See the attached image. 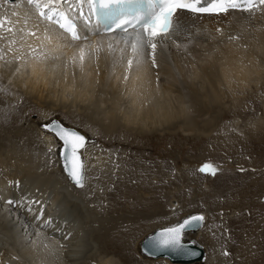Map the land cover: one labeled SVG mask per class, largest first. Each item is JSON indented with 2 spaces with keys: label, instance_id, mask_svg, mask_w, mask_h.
I'll return each instance as SVG.
<instances>
[{
  "label": "bare ground",
  "instance_id": "6f19581e",
  "mask_svg": "<svg viewBox=\"0 0 264 264\" xmlns=\"http://www.w3.org/2000/svg\"><path fill=\"white\" fill-rule=\"evenodd\" d=\"M206 2L210 3L211 1L206 0ZM202 3H205V0H202ZM69 4H71L73 7V4L75 5V0H67L66 3H60L58 4V6L55 5V7L59 11H65L66 9H68ZM84 10L87 14L88 13L87 6L84 7ZM72 12L73 11H68V13H72ZM228 12L229 13L226 14L227 18L228 17L234 18L235 16H238V15H241V17L237 19L227 29V27L223 24L222 20L213 22L216 18L215 16L220 17L219 14L199 15V14H193L188 11L179 10L177 13L178 18H181V16L185 15L190 18V21H188L189 24L186 23L187 21L186 22L184 21L182 25L184 26V28L182 27L183 32L180 33L181 36L179 35L178 36L179 38H175L176 37L175 35L173 36V39L174 40L175 39L184 40L186 37H189V38L191 37L193 39L192 41H194V45L192 44L193 46L191 47V49L189 47L188 48H189L190 54L192 55V58H188L186 56L184 57L180 56V58H178V56L175 57L172 51L175 49V48L173 49V47H170L171 49H169L168 48L169 46H168L166 47L167 49L164 48L163 50H161V47L163 46V45L161 46V44H163L162 43L163 41H162L158 43L157 45V49H156L157 53L155 54V58L157 59L156 61H159V63L163 61L164 64L158 63L157 67H153L150 65L151 61L148 62V60L145 58V55H141L139 59H137L134 56V54L131 51V48L129 47L127 43V40L129 38L127 34H120V32L118 31L113 32V33H105L101 28H95L94 26H89V27L83 28L84 30L82 28H79L78 30V32H80L82 36L89 37L88 41H84V40L72 41L71 38L67 37L68 34L64 33L62 29H59V28L57 29L51 23L39 18L37 14V10L33 6L27 5L26 3L21 2V0H14L13 3L7 4V5H3L2 3H0V17H7L13 24H16L17 28L23 27L24 19H28L27 29H33V25H37V24L39 25V29H40V31L37 32V36H39L40 39L29 38L27 42L18 41L19 45L17 47L11 46L13 49L12 51H8V45L6 41L2 43L4 51L0 55H4L5 59L4 61L1 60L0 62L1 92L3 93L4 91H7V87L5 86L2 87V85L5 82V78L10 77L13 74L14 75L13 80L18 86V87L15 86L12 81L10 82V85L12 86L11 88L14 90L13 93H17V91H19V87H21L32 98L35 97L37 99H44L46 98L45 96L49 97L51 93L55 94L54 92L56 90L57 91L61 90V92L63 90V93H65L64 91L68 90L69 94L73 96L74 100H78L82 102L84 101L89 102L92 98L90 97L91 94L95 91L94 89L97 87L96 84L106 86L112 83L113 85V83H115L114 82L115 80L117 79L120 80L121 76L117 78L116 74H113V72H116V73H119V72L114 71L115 67H114V70H113V67H111L112 65L111 63L115 61H112L110 63V61H108L107 54L104 51L105 46H106L105 44L109 42H113L109 39V37H115V40L117 42H113V44L115 43L119 45L121 48L123 47L122 49L125 48L126 51H128L129 55L132 56L133 64L131 68H128V67L127 68L124 67V68L130 69L129 82H131L133 86L134 95L132 98L127 97V99L129 98V100H127L126 102L127 106L125 107V109H122L120 107V109H122L121 112L119 111L121 115H118V114L116 115L115 113H117L118 111L115 112V110H117L116 107L118 105L119 99H121V96H119L118 98L117 94H114L116 90L115 92H113V90L112 91L104 90L103 92H101V96H99V99L102 97L104 99V102H106V104L108 101V106L106 108H103L104 106L103 103L98 102L102 104L101 105L102 107L98 106L99 104H97L95 108L93 107L94 113L97 112V116H98L97 122H100L101 123L100 125L106 128V130H109L108 132H110V130H113L116 124H120L124 126V128L126 127L125 129L127 130H131L132 127L130 125L135 124L134 126L133 125L132 126L135 128H138L136 129L137 132H140V134H144L145 130H142L141 128L146 122L145 120H148V122L151 121L153 123L156 122L158 126L166 127L167 130H168V127L170 126L174 127L175 125H177V126L182 127V129L184 130L187 129L188 131H190L191 128L195 129L198 127V124L196 123V120L194 119L196 117H190L191 114L187 115L186 110L188 109H186V105L181 104V101L183 99L185 100L188 99L189 107H192V110L197 113L196 116H200L201 114L204 113V111H207L206 113L210 112L209 110L210 109L213 110V107L217 106V104H220L222 99L227 95V92L222 89V86H220L221 83H223L222 81L225 80V83L223 84L228 85L229 87L232 85L235 87L236 85H240L239 83H242L243 81L245 82V80L247 79L246 77H249L252 73H254L253 69H250L249 68L250 66H247L246 64L249 65L250 63L248 62L252 58H254L255 53L257 54V52L261 51V47L262 48L264 47V29H260V28L251 29L249 32L247 31V26H246V29H245V26L243 27L240 26L241 23L244 21L243 17L246 18V16L250 15V13L244 12L243 14H241V12L237 10L236 11L232 10ZM13 13H17V15H13ZM87 17L89 18L88 15ZM195 17H201L207 21H212V22H209V24L204 25V21H202L200 23H197V25L195 26V29L189 30L191 28L192 23L196 24L195 22H193V20L194 21L196 20L194 19ZM254 17L264 18V13L259 12L258 14H256L255 12ZM173 19L175 23L176 17H174ZM256 20L257 19H255L253 24L257 22ZM17 21H20V23L17 24L16 23ZM244 24H247V23H244ZM238 25L241 28L245 29V30L240 29L244 33L235 28ZM10 26L12 25L11 24L6 25V27H10ZM206 27H207V30H206ZM224 27H226L225 30H227L225 33L223 32V33L218 34L216 32L217 28H222L223 30ZM234 28L237 30V32L235 30L234 34L237 33L236 36H238L239 39L230 40L228 42H225L227 40V38L225 37L228 36L227 34L230 35V33H233L230 31H232ZM45 29H47V32H45ZM97 31L101 34L100 36L95 34ZM131 34H133V36L135 37V33L133 32V29L131 30ZM0 35L5 36L9 39L11 38L8 33L3 34L2 31H0ZM45 35H48L52 38L51 42L44 39ZM96 42H99L102 48V51L98 53H93L91 55V58H89L88 55H86L85 60L82 64L79 61H77V63L75 64L71 62L70 57L74 53H78V49L81 45L85 43H91L93 44V46H95ZM240 44L241 46L243 45V47L239 46ZM21 45L23 46L21 47ZM29 45H31V47H29ZM196 45L198 46V48L195 47ZM244 45H245V48H244ZM114 46L115 48L117 47L116 45ZM119 46H118V49H119ZM119 50L118 51L116 50L117 51L116 56L118 55V52H121ZM114 51L113 53H111V55L109 54L111 56L109 57V59L114 57ZM167 53H170V54H167ZM120 54H126V52L120 53ZM165 55H169L170 57L173 55L171 57V60L172 62L174 61L173 64L175 66V69L178 75L182 74L183 70H186L185 74L187 75L188 68L192 71V73L190 72L191 74H189V76L191 75V78H189V80H191V83L187 85L186 93H184V91L182 90H178L180 91L179 92L180 94L178 96H176L177 94L174 96L179 97L178 99L180 103H175L176 105L175 106L173 105L171 107H169V105L177 101L175 98H174V101L171 103L168 100V97L169 99L171 97L170 96L171 93L169 92V89L172 88L171 90H173V87H172L173 83L171 84V82H169V84H171V87H169L170 85L168 87H166L165 85L162 86L163 84L162 82H161L162 84L154 83L156 81V80L154 81V78L157 77L156 76L157 74L155 75L153 73H155L156 70L159 73L163 71L166 73L168 72L166 71L164 66L167 63L168 61L167 58H169V56L166 57ZM17 56H22V59L14 60V57H17ZM182 58H184L185 61L184 63L180 64L179 60L181 59L182 61L183 60ZM176 59L179 61L178 64H177ZM123 61H125L124 58H123ZM119 62H120L119 64H121V61ZM121 65H123V63ZM121 65H118V68ZM17 68L19 69L18 71H17ZM14 71H15V74H14ZM123 71L124 69L121 72ZM254 71L256 72V70ZM127 72L129 71L127 70ZM234 74H235V79H233ZM255 74H258V73H255ZM230 79H232V81ZM170 81L172 80L170 79ZM124 82H128V81H124ZM131 84H128V86H130ZM174 85H175L174 87L176 88L177 84L174 83ZM128 86L127 88L129 89ZM123 87L125 88L124 85ZM181 87L183 88V85ZM114 88H115V85H114ZM76 89L77 91H75ZM91 89L93 90L92 92H90ZM116 89L118 90V87ZM184 89L185 88H183V90ZM9 90L12 91L11 89ZM98 90L99 89H97V91ZM120 90H121V87H120ZM176 91L177 89L175 90V92ZM189 91H191V93H188ZM17 96H19V94H17ZM5 102H6L5 99L3 97L2 98L0 97V113H3V116L9 115L10 113L6 111L5 106L3 105ZM190 103H192L193 105H196L197 106L196 109H194L195 107H193ZM90 105H91L90 103L86 102L87 109L89 108ZM15 108H16V105H15ZM5 112L7 113L5 114ZM4 119L6 120V118ZM51 119L53 121L59 122L60 124L75 128L73 126L65 124L62 118L58 116L51 117L43 123H46L50 121ZM94 119L96 118L94 117ZM179 122L181 123L179 124ZM200 125L204 126L203 131L205 132L210 130V128H212L211 127L212 125L208 121H206V119L205 121L203 120V123L202 124L200 123ZM144 126H147V125H144ZM32 128H35V124L34 126H32ZM16 129H13V132L16 133L18 136L21 135V132H20L21 130H19V128L18 130ZM4 130H6L4 126V120H0V147L3 145L2 142H3V139L5 138ZM170 130L173 131L174 128ZM44 131L48 132L49 134H51V136H53L52 133L48 131L47 129H45ZM149 131L152 132L153 130L150 129ZM190 132L186 134H191ZM27 134H30V133L28 132ZM146 134H148L147 131H146ZM2 137L3 139L1 140ZM44 137L48 144V148L49 149L51 148L53 150L54 142L52 141L51 137L50 136H44ZM31 139L32 137L30 136L28 140H26V143L30 144L32 142ZM86 145H87V142L85 143V146ZM83 149L81 150L82 152L81 159L85 163L83 159L84 158ZM88 150H85V153L87 154V156H85V160H86L85 169L87 171L85 170L86 171L85 177H84L85 185L82 189H77L76 188L77 186L73 185V183L70 182L67 178L63 179L62 181L59 180L60 183H55L56 180L51 179L52 176L50 174H47L49 171L47 169L45 160H47L48 157L42 158L40 156L41 153L43 154L46 153V155L49 153L47 150L44 151L43 148L39 146L36 148L28 147L26 150V153H23L22 147L19 148L15 146L14 144L12 148L7 147V149L5 150L6 151L5 154H3L0 151V240L2 243L6 245V248L2 247L3 248L2 249L0 247V249L2 250V251L0 250L1 251L0 252V264H90V263L91 264H118L117 262L111 263L108 260H101L100 254H96V250H98L99 248V246H96V242H98L101 245L102 248L100 249L112 248L113 246H116L117 244L121 245L124 248L125 246L133 242L135 234H137V232L141 228V225L143 224L142 221L144 217H141L140 219H134V216L127 215V214H125L123 217L121 216L118 217L119 214L118 215L112 214L113 211L111 213L107 212L109 208H110L109 209L110 211L111 209H114L112 207L118 205L119 202L118 200H116V203H115L114 200L111 199L112 201L109 202L108 204L103 205L101 203L100 198H98L99 194L97 191V186L99 184L98 180L102 181V183L105 184V182L111 181L113 178H116V175H114L112 178V174H115L114 172L116 169H117L116 174L121 177L122 174H121L120 168H121L122 162L124 161V160H121L123 154L119 155L120 151L114 152V154L116 153V159L113 161L112 166L107 167V168H104V166L98 168L96 167V163L100 164L99 158L97 160L98 162L95 159L93 161H90L89 158H91L92 153L88 154L89 152ZM105 151H108V150H105ZM165 160L166 159H164V162ZM9 164H12V166H14L12 170L8 168ZM162 164L158 163L157 167L159 166L160 168L162 167L164 169ZM20 165L24 167H21ZM149 168H152V167H148V170H147L148 171L147 174L150 175ZM159 169H157V171ZM134 173H136V171ZM147 174L145 175L147 176ZM132 175H133L132 173L128 175L129 180L133 178L134 175L133 176ZM136 176H139V175H136ZM160 176H161L160 179H162L164 182V179L166 178V174L160 173ZM17 177H18V180L19 178L22 180V184L20 185V187L22 185L26 186L25 190L27 191L25 193L23 192V194L16 193L18 189L16 192L11 190L12 188L9 182L14 178L17 179ZM149 177L151 181L152 178L151 176ZM58 178L61 179L60 177ZM157 179H158L157 177L154 178V181L157 182L158 181ZM51 180H53V183H55L53 189L48 188L49 187L48 184L49 182H51ZM66 180L70 182V184ZM32 182L36 184L32 185L31 184ZM156 182L154 183L152 182L153 187H151V185L147 186L149 190L145 189L143 191L144 193H146V195L143 197L144 199L147 200L148 198L147 195L150 192H152L153 189L155 190L154 192H159V193L161 192V190L164 187L163 182L161 181L162 184H159L160 182L159 183H156ZM58 184L60 185L59 187H58ZM119 185L122 186L120 182L118 183V186ZM28 186H31V187H28ZM20 187H19V190H20ZM105 188H106V185H105ZM126 189L128 190V186ZM34 190L38 191L37 193L35 192L36 197L35 196L33 197ZM48 190H50L52 194ZM87 190L91 191L90 199L92 200V202L90 204L87 201H85L86 198L82 197L83 195H85L84 191L86 193ZM8 200H12L15 203L10 205L7 203ZM158 200L156 198L155 201L157 202L155 204H158L160 202ZM37 201L39 203H36ZM128 203H127V206H130L131 204H128ZM86 204H89L88 208L85 207ZM75 207L78 208L77 213L79 212V210L81 211L83 210L84 212L88 211V212H85V216L82 219L83 224L81 227L83 230H81V227L79 225H78V229L71 226L70 214L73 217H77L75 216L77 215L75 214L76 212ZM98 208H100V210L102 209L103 211H106V215L104 216V218L106 219L101 217L102 215L101 213L98 212L97 210ZM171 208L172 209L175 208L174 204H172V206L170 207V210H172ZM169 213H172V211H170ZM197 213H201L204 217V220H203L202 226L198 228L195 232H192L194 233V239H196L195 235L197 234V232L205 225V219H206V217L204 216L202 212H197ZM38 216H39V219H37ZM126 217H129V218H126ZM49 218H50V222L45 223V221H48ZM52 224L61 228L62 231L64 230L65 233H68L74 229L75 231L81 230L83 232H87L88 236L85 237L82 235L83 236L82 238L81 236L82 233L80 234L81 232L80 231L78 235H75V236H79L80 234L81 241H79L80 237H78L79 239L77 238L78 240L76 239L75 243H72V242L69 243L70 242L69 241L68 243L70 244L71 246L70 247L69 244L66 243V241L61 242L62 236L58 237L57 239L56 236H49L48 234L50 233H47V232H55L58 230L54 231V229H47L44 231L45 233L41 232L43 229L47 228L48 226ZM88 227H90V229H88ZM211 232H212V228L205 227L202 230V232H199V235L202 236L203 241H205V243L210 244V248H208L209 250L208 262L210 261V263L216 264V260L218 256V254H216L217 246L213 239L214 237L210 238ZM84 237L86 238L87 241L83 240ZM182 237L190 239L191 233L185 232L182 235ZM60 243L62 246H65L66 248L65 249L63 248L62 250ZM103 245H107L108 247H103ZM119 245H117V247ZM1 246H4V245H1ZM201 246L203 247L205 251L204 259L201 261V263L205 264L206 258H207V252H206L205 247L203 245ZM212 255L214 259L211 261ZM141 256L143 257V255ZM157 258H160V257H156V258L150 257L147 259L149 260V259H157ZM93 259H94L93 263L90 262ZM125 259H126V256H125ZM129 261L130 259L128 258L126 262H129ZM178 264H185V263H178ZM192 264H199V263L194 262Z\"/></svg>",
  "mask_w": 264,
  "mask_h": 264
},
{
  "label": "rangeland",
  "instance_id": "374dc122",
  "mask_svg": "<svg viewBox=\"0 0 264 264\" xmlns=\"http://www.w3.org/2000/svg\"><path fill=\"white\" fill-rule=\"evenodd\" d=\"M228 13L229 12L220 13L219 14L220 17L215 16L216 18L213 22L222 20L223 24L228 29L237 19L241 17V15H238L235 16L234 18H230V17L227 18L226 14ZM243 13L244 12H241V14ZM258 13L259 11L256 12V14ZM199 15H203V14H199ZM251 15L252 14L246 16V18L243 17L245 22L243 21L240 26L241 27L245 26V29L247 26V31L249 32L251 29H257V28L264 29V18H260V17L255 18L254 14L252 16ZM184 17L186 18L187 16L184 15L181 16V18H179V22L181 21L180 22L181 31L178 33V35H176L175 38H179L178 36L180 35L181 32H183L184 26L182 25L184 21L185 22L187 21L186 23L189 24L188 21H190V18L187 17L185 19ZM194 19L196 20L195 21L193 20V22H195L196 24L192 23L193 25L191 24V28L189 30L195 29L197 23H200L202 21H204V25L209 24V22H212V21H207L201 17H195ZM255 19H257L256 20L257 24L255 23L256 25L253 24ZM246 21L248 22L250 21V22L248 23ZM240 26L238 25L235 28L239 31L245 30ZM226 27H224L223 30L222 28H219L221 29V32H217V31L216 32L218 34L223 32L225 33L227 31L225 30ZM235 28L232 31H230L233 32L230 33V35H234V36L237 35V33L234 34L236 30ZM0 31H2L3 34L7 33L3 29H0ZM227 35L228 36L225 37L227 38V40L225 39L226 40L225 42L230 41L228 39L230 35L229 34ZM128 36L134 38L133 35H128ZM192 40L193 39L191 37L190 38L186 37L184 40L175 39L176 44L181 45L179 48L176 46V44H173L171 40H163L162 42L163 44H161V46L163 45L161 47V50H163L164 48L167 49L166 47L168 46L169 49H171L170 47H173V49L175 48L174 50H172L175 57L178 56V58H180V56L181 57L186 56L188 58H192V55L190 54L189 51V48L191 49V47L194 45V41ZM4 41L6 40H0V49H3V51L4 48L2 46V43ZM107 44L108 43L105 44L106 46L104 51L107 54L108 61H110V63L112 61H115L111 63L112 65L111 64L110 65L111 67H113V70L115 67L114 71L119 72V73L113 72V74H116L117 78H119L120 76L122 78L120 77V80L117 79L118 81L115 80L114 81L115 83H113V85L112 83L110 85H106V86L104 85L106 88L103 85L96 84L98 87L96 88L99 90L97 91L96 88L94 89L95 91L91 94L90 97L92 98L89 102L74 100L73 96L69 94L68 90L64 91L65 93H63V90L62 92L61 90L60 91L56 90L54 92L55 94L51 93L52 95L50 94L49 97L45 96L46 98L44 99H37L35 97L32 98L21 87H19V91H17V93H13L14 90L11 88L12 86L10 85V82L12 81L13 84L17 86L15 81L13 80L14 75L12 74L10 77L5 78V82L3 83L2 87L4 86L7 87V91H4L2 93L0 89V97L1 98L3 97L6 101L3 104L5 106L6 111L12 114L9 113V115L3 116V113H0V120H4V126L6 129L4 130L5 138L4 139L3 137L1 138V140L3 139L2 142L3 147L2 146H1L2 148L0 147V151L3 154H5L6 153L5 150L7 149V147L12 148L13 144L19 148L22 147L23 153H26L28 147L36 148L39 146L43 148L44 151L47 150L49 154L47 155L46 153L40 154L42 158L48 157L47 160H45L47 169L49 171L47 174H50L52 176L51 179L56 180L55 183H60L59 180L62 181L63 179H66V176L62 171V165L60 164V160L57 157V147L59 145V141L54 137L53 134H52L53 136H51V134H49L48 132L43 131L41 127H38L40 123L45 122L47 119L58 116L62 118L65 124L73 126L83 131L86 134V137L89 141L87 142V145L83 149V157H84L83 159L85 163H86L85 156H87L85 150L88 149H89L88 154L92 153L91 158H89L90 161H93L94 159L97 161L99 158L100 164L96 163V167L98 168L103 166L104 168L112 166L113 161L116 159V153L114 154V152L120 151L119 155L123 154L121 160L124 161L122 162L120 168L122 174L121 177L116 174L117 171L116 169L114 172L115 174H112V178L114 175H116V178H113L112 180L109 179L111 181L105 182V184L102 183V181L98 180L99 183L97 186V191L99 194L98 198H100V201L103 205L108 204L112 200H114V202L116 203V200H118L119 204L112 207L114 209H111V211L109 210L110 209L109 208L107 212L111 213L113 211L112 214L115 215L119 214L118 217L119 216L123 217L125 214L134 216V219H140L141 217H144L142 221L143 224L141 225V228L139 229L137 234H135L133 242L130 243L131 245L129 244L124 248L121 245L117 244L119 245L118 247L116 245L113 246L112 248H107V249L103 248L104 249L103 251V249H100L102 248L101 245L98 242H96V246H99L98 250H96V254H100L101 260H108L111 263L117 262L118 264H178V263H171L165 258L148 260L147 258L150 257H145L144 255L143 257L145 258H143L141 254H139L137 243L144 235H146L148 232L153 231L154 228L174 223L187 214L194 212H202L206 217L205 225L195 235L197 240L194 239V233L192 232H190L191 233L190 238L195 243L201 244L205 247L207 252V258L205 264H213L210 263V261L208 262V258H209L208 248H210V244L205 243V241H203L202 236L199 235V232H202V230L205 227L212 228L210 238L214 237L213 239L217 246L216 254H218V256H217L216 264H264V47L263 48L261 47V51L257 52V54L255 53L254 58H252L248 62L250 63L249 65L246 64L247 66H250L249 68L253 69L254 72L249 77H246L248 80L246 79L245 82L243 81L242 83H239L240 85H236L235 87L233 85L229 87L228 85L223 84L225 83V80L222 81L223 83H221L220 86H222V89L227 92V95L222 99L220 104H217V106L213 107V110L210 109L209 110L210 112L206 113L207 111H204V113L201 114L202 116L200 115L201 117L196 116L197 113L192 110V107H189V102H188L189 100L183 99L181 101V104L186 105V109H188L186 110L187 115L191 114L190 117H196L194 119L196 120V123L198 124L199 128L196 125L197 128L195 129L191 128L192 130L190 129L191 131L190 132L187 129L184 130L182 129V127L175 125L174 127L172 126L168 127L167 130L166 127L161 126L162 127L161 128L160 126H158L156 122L153 123L151 121L148 122V120H145L146 124L144 123V125L147 126L144 125L142 126L141 129L145 131L144 134H140V132H137L136 130L138 128L133 127L135 124H132L133 126L130 125L132 127L131 130H127L125 129L126 127L124 128V126L120 124H116L115 128H113V130H110V132H108L109 130H106V128L100 125L101 124L100 122H97L98 120L97 112L94 113L93 111L95 106L99 104L98 106L102 107L101 106L102 104H100L101 102L104 105L103 108H106L108 106V101L106 104V102H104V99L102 97L100 98L101 100L99 99V96H101V92H103L104 90L105 91L113 90V92H115L116 90L117 93L115 92L114 94H117L118 98L119 96H121V99H119L117 105L118 108L116 107L117 110H115V112L116 111L118 112L117 113L113 112L116 115L117 114L121 115L120 112L122 111V109H125V107L127 106L126 104L127 100H129V98H132L134 95L133 86L131 82H129L130 69L124 68V67L126 68L128 67L127 61L129 59H132V56L129 55L128 51H126L125 48L122 49L123 47L121 48L119 45L115 43L113 44V50L110 51L107 48ZM18 45L19 44L17 43L12 46L17 47ZM114 45H116L117 47L115 48ZM118 46L120 50L118 49ZM239 46H241V44ZM195 47L198 48L197 45ZM241 47H243V45ZM116 50L121 51L118 52V55L124 52H126V54H120L119 56L117 55L118 56L117 58ZM3 51H0V54H2ZM113 51H114V57L109 59ZM165 56L167 57L169 55H165ZM171 57L169 56V58H167L168 61L164 66L166 71H168L167 73L164 71L159 73L157 70L155 71V73H153L155 75L157 74L156 75L157 77L154 76L155 77L154 81L159 80L157 82L155 81L154 83H159V84L163 83L162 86L165 85L166 87H168L169 85H170L169 87H171V84L173 83L172 86L173 90H171L172 88L169 89V92L171 93L170 94L171 97L170 99L168 97V100L171 103L174 101L175 98L178 102L175 100L176 102L171 103L169 107L173 105L175 106L176 105L175 103H180L178 99L179 97H176L180 94L179 93L180 91L178 90H182L184 91V93H186V87L189 83H191V80H189V78H191V75L189 76V74L192 73V71L188 68L187 75L185 74L186 70H183L182 74L178 75L175 66L173 64L174 61L172 62ZM123 58L125 61H123ZM145 58L148 60V62L151 61L150 58L146 56ZM177 59H176L177 64L179 63V61L180 64L184 63L185 61L184 58H182L183 59L182 61L181 59L179 61ZM119 61H121V64L123 63V65L119 64L120 63ZM156 62L157 64L159 63V61ZM160 63L164 64L163 61H161ZM118 65H121L122 67L119 66L118 68ZM150 65L152 66V61ZM123 69H124L123 71L124 73L121 72ZM127 70L129 72H127ZM254 70H256V72ZM125 75L128 77V79L126 80L123 79ZM233 77L232 78L235 79V74ZM170 79L172 81H170ZM122 80L128 81L129 83L124 82ZM230 80L232 81V79ZM169 82H171V84H169ZM174 83L177 84L176 88L174 87L175 86ZM128 84L131 85L128 86ZM123 85L125 86V88L123 87ZM126 85L129 87V89L127 88ZM180 85L181 86L183 85V88L185 89L183 90V88ZM100 87L102 90L100 89ZM117 87L119 91L116 89ZM9 89H11L12 91H10ZM92 89L90 92L93 91ZM174 89L175 90L177 89V91L175 92ZM75 91H77V89ZM56 92L60 94L58 95ZM188 93H191V91H189ZM17 94H19V96H17ZM127 97L129 98L127 99ZM86 102L91 104L88 109L86 106ZM186 103L188 104V106ZM190 104L193 107H195L194 109H196L197 107L196 105H193L192 103ZM120 107L122 109H120ZM6 113L7 112H5V114ZM94 117L96 119H94ZM4 118H6V120ZM205 119L212 125L211 126L212 128L208 130L210 132L203 131L204 126L200 125V123L202 124L203 120L205 121ZM180 123L181 122H179V124ZM34 124L36 129L32 128ZM153 127L155 130L153 129ZM178 127L181 129H179ZM18 128L19 130H21L20 131L21 135L19 136L13 132V129L18 130ZM149 128L152 129L153 131L150 132ZM169 128L170 129L174 128V130L172 131ZM156 129L158 131L160 129L161 130L158 132ZM146 131L148 134H146ZM28 132L30 134H27ZM189 132L191 134H186ZM30 136L32 137L31 140L33 144L32 142L30 144L26 143V140H28ZM44 136L51 137L52 141L54 142L53 147L56 146L55 150L53 149L51 152L49 151L48 144ZM164 159H166L165 162ZM139 163L141 166L139 165ZM158 163L161 164L164 163L162 164L164 169L158 166L160 168L159 169L157 167ZM203 164L213 165L217 169L216 175L213 176L200 172L199 169L201 166H203ZM10 165L12 166V164H9L8 168L12 170L14 166L11 167ZM146 165L148 167H152L149 168L150 175L147 174L148 167ZM20 166L24 167L22 165ZM157 169L159 170L157 171ZM135 171L137 174L134 173ZM131 173L134 176L132 175L133 178L129 180L128 175ZM160 173L166 174L167 179L165 178L164 182L162 179H160L161 177ZM145 174H147V176ZM149 176H151L152 178L151 181L153 183L156 182L154 181V178L157 177L158 178L157 180L158 181L160 180L159 181L160 183L158 181L156 183L162 184L163 182L164 187L160 193L154 192L155 190L153 189V191L147 195L148 198L146 200L143 198L146 195V193H144L143 191L145 189L149 190L147 186L151 185V187H153V184L150 181ZM58 177H60L61 179H59ZM53 180H51V182H49L48 184L49 189L54 188L55 183H53ZM17 181L19 183H17ZM119 182L122 186L120 185L118 186ZM68 183L70 184V182ZM9 184L12 188L11 189L12 191L16 192L18 189L16 193L23 194V192L25 193L27 191L25 190L26 189L25 185L24 186L22 185L20 187V185L22 184V180L20 178L18 180V177L17 179L16 178L12 179L9 182ZM31 184L35 185L36 183L32 182ZM59 186L60 185L58 184V187ZM127 186H128V190L130 189L129 190L130 194L126 189ZM76 188L82 189L83 187H76ZM48 191L51 192L50 190ZM35 192L37 193L38 191L34 190L33 197L34 196L36 197ZM90 192L91 191L89 190H87L86 193L84 191L85 195L82 196L86 198L85 201H87L89 204L92 202V200L90 199L91 196ZM155 197L157 198V200L159 199L158 201H160L158 204H155L157 202L155 201L156 200ZM127 203L131 205L127 206ZM89 204H86L85 207L88 208ZM172 204H174L175 208L173 209L171 208L172 210H170ZM97 210L99 213H101L102 215L101 217L104 218V216L106 215V211H103L102 209L100 210V208H98ZM169 210L172 211V213H169L170 212ZM75 211H76L75 214H77L75 216L77 217H73L70 214V223L72 227L78 229V225L81 227L83 224L82 219L85 216V212L88 211L84 212L83 210L82 211L79 210L80 213L79 212L77 213L78 208L76 207H75ZM47 229H54V231L58 230L55 232H47V233L50 234L52 233L51 235L50 234L48 235L56 236L57 239L58 237L62 236L61 242L66 241V243H68L69 241H70L69 243L71 242L75 243L76 239L80 237L81 233H82L81 236L82 235L85 237L88 236L87 232L81 231L83 230L82 227L80 230L81 232L78 230L75 231L74 229L73 230L71 229L72 231L65 233L64 230L62 231L61 228L52 224L47 228L43 229L41 232H44ZM88 229H90V227H88ZM79 232H80L79 236H75L78 235ZM85 237L83 240L87 241ZM79 241H81V237ZM1 243L2 242L0 240V247L6 248V245L4 243L2 244ZM1 245H4L5 247ZM103 247H108V246L103 245ZM61 248L63 250V248L65 249L66 247L61 245ZM225 251H227L229 255H224L223 253ZM128 258L130 259V261L126 262ZM213 259L214 257L212 255L211 261ZM93 261L94 259L91 260L90 262L93 263Z\"/></svg>",
  "mask_w": 264,
  "mask_h": 264
},
{
  "label": "snow or ice",
  "instance_id": "6c2138e0",
  "mask_svg": "<svg viewBox=\"0 0 264 264\" xmlns=\"http://www.w3.org/2000/svg\"><path fill=\"white\" fill-rule=\"evenodd\" d=\"M13 2L14 0H0V3L3 5ZM21 2L33 6L37 10L38 17L42 20L56 24L64 33L70 34L72 41L89 40L88 36H82L77 31L76 23L67 15L68 11H76L79 16L85 17V6L88 9V16H95L98 21L103 20L106 32L118 30L120 33H127L128 28L131 27L135 33V37L129 36L127 43L132 53L137 59L141 55L150 58L153 67H157L155 54L158 43L167 39L176 44L173 36L178 35L181 31V25L177 16L179 10H186L193 14H220L227 13L230 9L250 14H254L257 11L264 13V0H211L210 3H207L206 0L205 3H202V0H75L76 7L73 8L69 4L68 9L65 11H59L55 5L66 3L67 0H21ZM13 15H17V13H13ZM174 17H176L175 23ZM61 19L64 22H61ZM90 22L89 19L88 23ZM16 23L18 24L20 21ZM8 24L12 26L5 27ZM27 24L28 19H24V26L17 28L16 24H13L7 17H0V29L6 31L11 37L9 39L0 35V40H6L8 51H12L11 46L17 44L18 41L27 42L29 38L40 39L37 36V32L40 31L39 25H33V30L27 29ZM45 32H47V29H45ZM217 32H221V29L218 28ZM95 34L101 35L98 31ZM44 39L51 42L52 38L45 35ZM109 39L117 42L115 37H109ZM228 39L237 40L239 37L230 35ZM176 46L179 48L181 45L176 44ZM107 48L113 50V43H108ZM0 51H3V49H0ZM100 51H102V48L99 42H96L95 46L91 43H85L79 47L78 53H74L70 57V60L74 64L77 61L82 64L86 55L91 58L93 53ZM4 59V55H0V60ZM20 59H22V56L14 57V60ZM127 64L131 68L133 60L129 59ZM124 79H128V77L125 76ZM44 128L52 132L63 142L62 158L64 170L68 178L77 187H84L86 165L81 159V150L85 147V137L71 129L65 128L56 121L45 124ZM49 151L51 152L52 149L50 148ZM199 171L215 176L217 169L211 164H205L200 167ZM17 183L19 182L17 181ZM7 203L11 205L15 202L8 200ZM36 203L39 202L37 201ZM37 219H39V216ZM203 219V216H192L172 227L163 229L159 236L153 238V243L159 246L165 234H170L163 246L177 251L184 250V244L181 243V234L185 230L200 224ZM49 222L50 218L48 221H45V223ZM193 254L196 255L198 253ZM223 254L229 255L227 251Z\"/></svg>",
  "mask_w": 264,
  "mask_h": 264
},
{
  "label": "water",
  "instance_id": "95a60500",
  "mask_svg": "<svg viewBox=\"0 0 264 264\" xmlns=\"http://www.w3.org/2000/svg\"><path fill=\"white\" fill-rule=\"evenodd\" d=\"M51 121H53V120L51 119L50 121H48L46 123H40V125H38V127H41L43 129V131H44L46 129V128H44V125L48 124ZM61 125H63V124H61ZM63 126L65 128H67V129H71V130L75 131L76 133H78L79 135L85 137V143L89 141L87 139V137H86V134L81 132L80 130H77L76 128L68 127L66 125H63ZM54 137L59 141V145L57 147V156H58V158L60 160V164L62 165V171L64 172L66 178L70 182H72L68 178V176H67V174H66V172L64 170V161H63V158H62L63 147H64L63 146V142L60 141L58 139V137H56L55 135H54ZM73 185H75V184L73 183ZM192 216H203V215L201 213H197V212L190 213V214L185 215L180 220H177L174 223L154 228L153 231L148 232L138 242L139 253L141 255H144L145 257L165 258L169 262H172V263H185V264H192L194 262L195 263L196 262L201 263V261L204 259V253H205L203 247L201 245H199L198 243H195L191 238L188 239V238L182 237V235L185 232H195L198 228H200L202 226L204 219L200 222V224L196 225L193 228L185 230L181 234V243L184 244V250L177 251V250H172L171 248H167V247L163 246V244L166 242V240L168 239L170 234H165V236H164L163 240H161L159 246H157V245H155L153 243V238L159 236L163 229H166L168 227H172V226L184 221L186 218H189V217H192ZM193 253H198V254L194 255Z\"/></svg>",
  "mask_w": 264,
  "mask_h": 264
}]
</instances>
